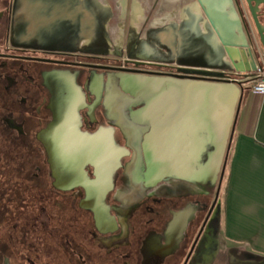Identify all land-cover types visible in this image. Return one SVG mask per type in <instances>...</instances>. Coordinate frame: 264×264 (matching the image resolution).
<instances>
[{
    "label": "flooded vegetation",
    "instance_id": "obj_1",
    "mask_svg": "<svg viewBox=\"0 0 264 264\" xmlns=\"http://www.w3.org/2000/svg\"><path fill=\"white\" fill-rule=\"evenodd\" d=\"M232 1L251 50L263 53L246 1ZM119 6L123 11V2ZM258 8L264 25V6ZM100 12L91 0H0V264L209 262L218 241L217 198L229 148L214 180L209 164L203 168L209 146L199 165L187 158L184 166L165 169L157 160L151 172L142 144L164 137L159 127L165 101L127 86L209 81L195 73L209 71L206 13L153 28L128 25L118 40L107 31L112 17ZM59 76L83 94L80 130L111 128L115 143L128 152L104 197L103 217L84 187H54L37 139L52 120L47 83ZM84 170L93 180V167Z\"/></svg>",
    "mask_w": 264,
    "mask_h": 264
},
{
    "label": "water",
    "instance_id": "obj_2",
    "mask_svg": "<svg viewBox=\"0 0 264 264\" xmlns=\"http://www.w3.org/2000/svg\"><path fill=\"white\" fill-rule=\"evenodd\" d=\"M245 1L264 51V25L259 22L257 15L258 7L264 6V0ZM198 2L209 20L210 34L213 30L217 39V41L209 39V71H195L202 77L209 78V81L198 80L194 83L165 81L161 86L151 81H131L127 84L148 93V96L157 94L166 102L161 112L164 125L159 127L160 131H164V137H148L142 144L151 172L154 165L158 167L159 163L167 169L173 164L184 166L187 158L194 160L199 147L203 144H199L197 140H190L186 133L191 128L202 130L206 127L209 128L211 151L203 168L207 164L209 167L216 164L218 169L222 152L219 139L222 130L228 127L233 114V104L236 102L232 100L233 98L228 100L230 97L228 89L233 86L242 87L240 82L230 81L228 78L231 74L227 73L233 71L236 74L239 72L248 74L255 70V60L259 54L251 50L243 34L233 1L210 0L211 12L204 8L201 0ZM226 8L229 9L228 13ZM210 36L214 37L212 34ZM47 86L52 94L48 104L52 112V120L38 132L37 139L48 157L54 187L59 190L84 187L88 201L94 206L96 204V214L103 217V211L106 210L104 197L112 187L113 174L121 166V158L128 152L115 143L111 128H99L94 134L80 130L79 110L83 107L84 100L83 94L74 83L67 82L59 76L47 83ZM218 93L221 95L219 100H210L216 99L215 95ZM157 129L158 127L155 130ZM230 142L229 138L228 148ZM192 147L195 149L193 150ZM87 165L94 169L93 180L87 178L84 170ZM224 165L225 160L220 181L225 169Z\"/></svg>",
    "mask_w": 264,
    "mask_h": 264
},
{
    "label": "crops",
    "instance_id": "obj_3",
    "mask_svg": "<svg viewBox=\"0 0 264 264\" xmlns=\"http://www.w3.org/2000/svg\"><path fill=\"white\" fill-rule=\"evenodd\" d=\"M120 2L124 4L123 11L120 10ZM201 2L210 11V0ZM115 4L114 9L126 17L127 26L135 29L143 23L153 28L174 18L188 22L194 16L203 15L198 0H117ZM104 6L111 9L110 4ZM225 10L228 13L229 9ZM203 19L205 23L208 20L204 16ZM204 22L200 23L203 33ZM212 35L214 37L209 35V39L217 41L213 30ZM230 88L228 100L233 98L236 102L228 127L222 130L219 139L222 152L217 171L225 156L229 138L231 142L223 178L224 192L217 236L218 241L229 249L243 250L264 259V95H253L248 84ZM218 94L215 95L216 99L210 100H219L221 95ZM190 130L195 135L189 138L203 144L196 158L191 159L199 165L205 146H209V128Z\"/></svg>",
    "mask_w": 264,
    "mask_h": 264
},
{
    "label": "rangeland",
    "instance_id": "obj_4",
    "mask_svg": "<svg viewBox=\"0 0 264 264\" xmlns=\"http://www.w3.org/2000/svg\"><path fill=\"white\" fill-rule=\"evenodd\" d=\"M117 0H106L104 2L105 4H110L111 9L104 8L103 5H105L103 2L101 3L100 0H91V4L94 5L97 9H100V13L105 19H110L112 17V21L108 23V29L107 31L114 34L115 36H118V40L121 39V32L122 30H126L127 28V19H123V15L118 12V10L114 9L115 2ZM257 60H255V63ZM231 72V71H230ZM231 77H236L235 79L240 82L242 85L248 84V86H251L252 82V73H237L234 74L232 71ZM211 150L209 149V152ZM218 178V175H217ZM217 185V180L215 183L211 186V190L214 191ZM224 192V179L222 180V183L219 187V194L217 198V207H218V214L216 217L217 222L220 219V212H221V201L223 197ZM209 262H195L194 264H264V259L259 258L251 254L250 252H246L243 250L238 249H229L227 248V245H222L219 241L215 240V243L213 244V247L211 250H209Z\"/></svg>",
    "mask_w": 264,
    "mask_h": 264
},
{
    "label": "built area",
    "instance_id": "obj_5",
    "mask_svg": "<svg viewBox=\"0 0 264 264\" xmlns=\"http://www.w3.org/2000/svg\"><path fill=\"white\" fill-rule=\"evenodd\" d=\"M252 73L250 91L253 95H264V53L258 55L255 70Z\"/></svg>",
    "mask_w": 264,
    "mask_h": 264
},
{
    "label": "bare ground",
    "instance_id": "obj_6",
    "mask_svg": "<svg viewBox=\"0 0 264 264\" xmlns=\"http://www.w3.org/2000/svg\"><path fill=\"white\" fill-rule=\"evenodd\" d=\"M104 8L107 9V7H104ZM234 55H235V54H234ZM235 56H236V55H235ZM192 148H193V150L195 149V147H192ZM211 166H212V165H211ZM211 166L209 167V169L211 168V169L209 170V179L212 178L211 180H214L215 178H213V177H214V172H215L216 169H217V168H216L217 165L215 164L214 166H212V167H211Z\"/></svg>",
    "mask_w": 264,
    "mask_h": 264
},
{
    "label": "trees",
    "instance_id": "obj_7",
    "mask_svg": "<svg viewBox=\"0 0 264 264\" xmlns=\"http://www.w3.org/2000/svg\"><path fill=\"white\" fill-rule=\"evenodd\" d=\"M229 148H230V145H229ZM228 156V155H227Z\"/></svg>",
    "mask_w": 264,
    "mask_h": 264
}]
</instances>
